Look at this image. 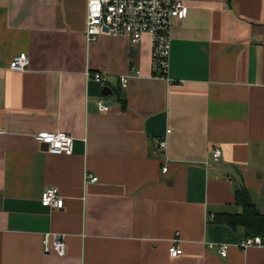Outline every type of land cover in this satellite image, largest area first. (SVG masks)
Instances as JSON below:
<instances>
[{
  "label": "crops",
  "instance_id": "0c3cea01",
  "mask_svg": "<svg viewBox=\"0 0 264 264\" xmlns=\"http://www.w3.org/2000/svg\"><path fill=\"white\" fill-rule=\"evenodd\" d=\"M85 16L86 0H0V264H264V246L241 249L243 228L217 219L241 212L239 185L264 215V0L189 1L169 81L148 34L88 42ZM21 53L27 70L9 69ZM38 131L67 133L73 152L48 153ZM47 187L61 209L41 202ZM46 232L65 235L64 256Z\"/></svg>",
  "mask_w": 264,
  "mask_h": 264
},
{
  "label": "built area",
  "instance_id": "2783aa9c",
  "mask_svg": "<svg viewBox=\"0 0 264 264\" xmlns=\"http://www.w3.org/2000/svg\"><path fill=\"white\" fill-rule=\"evenodd\" d=\"M189 1L191 0H86L84 37L89 42L106 33L113 37H126L131 45H136L144 34H148L151 40L152 65L156 71L153 76L169 81L171 28L174 20H181L185 17ZM260 44L264 47V33L260 37ZM29 63V56L21 53L13 56L8 68L14 71H25ZM138 74L139 71L131 67L130 73L119 77L121 86L125 88L129 77ZM86 75L98 82L101 87L107 86L104 71H87ZM96 105L101 112L109 108L102 100H98ZM34 139L45 144L46 151L50 154L70 155L73 152L74 138L65 132L38 131ZM159 145L163 150L166 149V140H160ZM211 155L212 159L217 161L221 152L215 148ZM162 170L166 172L167 167L163 166ZM85 179L96 181L97 177L86 175ZM40 200L54 209H61L64 204L56 187H47L41 193ZM178 241L177 237L172 240L169 248L171 257H179L183 253ZM43 243L46 249L51 247L58 256H64L66 253L65 235L62 233H44ZM253 246H264L260 236L246 237L239 243V247L244 250ZM228 247L227 243L219 244L217 252L225 257Z\"/></svg>",
  "mask_w": 264,
  "mask_h": 264
},
{
  "label": "trees",
  "instance_id": "16d2710c",
  "mask_svg": "<svg viewBox=\"0 0 264 264\" xmlns=\"http://www.w3.org/2000/svg\"><path fill=\"white\" fill-rule=\"evenodd\" d=\"M233 193L235 202L241 207V212L239 214H221L217 219L233 228L242 227L246 237L260 236L264 242V215L256 212L249 191L239 185L235 186Z\"/></svg>",
  "mask_w": 264,
  "mask_h": 264
},
{
  "label": "water",
  "instance_id": "95a60500",
  "mask_svg": "<svg viewBox=\"0 0 264 264\" xmlns=\"http://www.w3.org/2000/svg\"><path fill=\"white\" fill-rule=\"evenodd\" d=\"M111 94V90L108 88V87H104L102 90H101V95L103 96H107ZM105 104H111V102H104Z\"/></svg>",
  "mask_w": 264,
  "mask_h": 264
}]
</instances>
